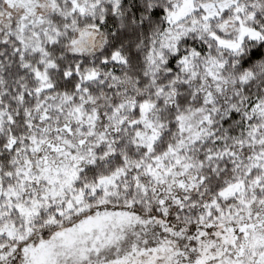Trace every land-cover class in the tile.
Instances as JSON below:
<instances>
[{"label":"clouds","instance_id":"9594fccd","mask_svg":"<svg viewBox=\"0 0 264 264\" xmlns=\"http://www.w3.org/2000/svg\"><path fill=\"white\" fill-rule=\"evenodd\" d=\"M0 264H264V0H0Z\"/></svg>","mask_w":264,"mask_h":264}]
</instances>
